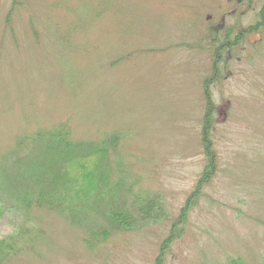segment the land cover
<instances>
[{
    "label": "rangeland",
    "instance_id": "1",
    "mask_svg": "<svg viewBox=\"0 0 264 264\" xmlns=\"http://www.w3.org/2000/svg\"><path fill=\"white\" fill-rule=\"evenodd\" d=\"M60 126L116 138L112 182L156 206L93 247L57 210L2 214L5 264L263 263L264 0H0V166Z\"/></svg>",
    "mask_w": 264,
    "mask_h": 264
},
{
    "label": "trees",
    "instance_id": "2",
    "mask_svg": "<svg viewBox=\"0 0 264 264\" xmlns=\"http://www.w3.org/2000/svg\"><path fill=\"white\" fill-rule=\"evenodd\" d=\"M115 140L110 141L107 136L96 142H75L70 140L64 126L19 139L17 149L5 155L0 166V218L9 212L28 215L34 208L41 207L57 210L69 223L83 230V241L88 247L114 234L140 227L148 216L149 211L145 213V209L156 206L157 200L152 198L141 205L135 196L132 205L126 204L131 198L124 177L112 182V174H120L122 170L119 160L115 167L110 165V153L117 149ZM66 166L75 170L73 177L66 172ZM204 179L202 175L186 207H190L192 199L200 193ZM4 204L8 205L5 210ZM159 206L148 224L155 223L163 215ZM93 216L99 217L105 226L90 223L88 220ZM21 230L23 228L19 227L18 232ZM20 235L26 239L33 232L27 229ZM20 244L23 243L14 234L0 237V264L17 254ZM223 264L245 263L239 258L228 257Z\"/></svg>",
    "mask_w": 264,
    "mask_h": 264
},
{
    "label": "flooded vegetation",
    "instance_id": "3",
    "mask_svg": "<svg viewBox=\"0 0 264 264\" xmlns=\"http://www.w3.org/2000/svg\"><path fill=\"white\" fill-rule=\"evenodd\" d=\"M220 27H221V26H219L218 28L216 27V29H215V30H218Z\"/></svg>",
    "mask_w": 264,
    "mask_h": 264
}]
</instances>
